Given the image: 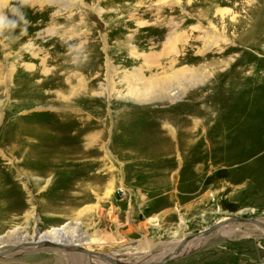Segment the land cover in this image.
Returning <instances> with one entry per match:
<instances>
[{"label":"rangeland","instance_id":"1","mask_svg":"<svg viewBox=\"0 0 264 264\" xmlns=\"http://www.w3.org/2000/svg\"><path fill=\"white\" fill-rule=\"evenodd\" d=\"M23 11L27 34L0 38V236L79 221V245L153 261L224 217L264 221V0H30ZM174 71L172 96L138 99L146 79ZM262 229L229 223L164 264H264ZM80 255L27 247L0 264Z\"/></svg>","mask_w":264,"mask_h":264},{"label":"bare ground","instance_id":"2","mask_svg":"<svg viewBox=\"0 0 264 264\" xmlns=\"http://www.w3.org/2000/svg\"><path fill=\"white\" fill-rule=\"evenodd\" d=\"M171 74L172 75L169 78L162 77V78L158 79V78H155V77L152 76L151 78L146 79L145 83H144V86L141 87L140 90H136L135 91V94L137 95L138 99L139 98H145L147 95L152 94V93L157 92V91L159 93H164V94L166 92L167 93L166 95L168 97L172 96V94H174V93H170L169 92L170 91V85L169 84L171 83V80H175V82H177L178 85H181V83L179 82V80H181L179 76L182 75V72L174 71ZM166 77H168V76H166ZM125 79L128 80L129 83H130V78L125 77ZM146 100H147V98H146ZM152 219L155 220V218H151V220ZM69 223L70 222H67V223H65L62 226L53 227L50 230H48L46 232H43V233H38V231H35L34 237H31L30 239H25L27 237V235H22V236H19V237L16 238L14 235H17L18 232H16L17 230H12V231H10V233L8 235L0 236V245L1 244L3 245L5 243H7L8 241L10 242L12 240V241H14L13 243H14L15 246H13L11 248L2 249L0 251H3V250L5 251V250H8V249H10V250L12 249V251H8V254H10V253H15L16 251L22 250V249L27 248V247H29V248H38V247L46 248L47 247V248H52V249L54 248V247H49V246H46V247L41 246L38 242L39 241H43V240H47V241H51V242H55V243L79 245L78 244L79 240H81V238L84 236V233H81V230H80L79 226L77 225V224H79V221H75L74 222L75 224H74L73 228H70V229L67 228L68 227L67 224H69ZM260 228L262 229V227H260ZM78 230H80V231H78ZM262 230H264V228ZM209 235H207V236H209ZM59 236H61V237L59 238ZM200 238L201 237H196V239H198V240H200ZM141 243L146 248L149 247L150 245H152L151 241H149V240H145L144 242H141ZM176 245H175V247H176ZM79 246H82L83 248L88 249L87 245L84 246L82 244V245H79ZM175 247H173V249L172 248L167 249L165 254L160 255L161 256L160 258L165 256L169 252H173L175 250ZM56 249H58V248H56ZM182 249H183V247L180 249V252L178 253V255H182L183 254ZM88 250H90V249H88ZM72 252L77 253V254L80 253L81 254L80 257H83V258H80L81 261H78L77 264H80V263L87 264L88 262H92V261L89 260V259H92V258H94L96 260H100V258L95 256V255L87 256L86 254H84L82 252H79V251H75V250H72ZM111 255L112 256H117L116 254H112V253H111ZM118 258H119V256H118ZM86 259H88V262H87ZM94 259H92V260H94ZM159 259L157 258V260H159ZM152 260L155 261L156 259H152ZM101 261H103V260H101ZM124 261H128V259L127 260L124 259ZM103 263H106V261L105 262L103 261Z\"/></svg>","mask_w":264,"mask_h":264},{"label":"water","instance_id":"3","mask_svg":"<svg viewBox=\"0 0 264 264\" xmlns=\"http://www.w3.org/2000/svg\"><path fill=\"white\" fill-rule=\"evenodd\" d=\"M250 223L254 224L258 227L264 228V221H262L259 218H252V217H243V216H227L222 218L221 220L217 221L213 225H210L209 227L202 229L195 234L183 237L180 239V241L177 243L175 250L173 252L167 253L165 256L160 258L159 260L155 261H124L120 260L117 256H112V252H97V251H92L83 248L82 246L76 245V244H64V243H55L47 240L39 241L38 243L41 246H49V247H54L58 249H63V250H75L82 252L86 254L87 256H97L100 259L106 261L108 264H164L168 262L169 260L178 257V253L180 252L179 250L189 241L192 240L196 237H203L207 236L210 233L214 232L215 230L229 224V223ZM8 251H12V249L8 250H3L0 251V257H3L4 255L8 254ZM113 254V253H112ZM91 263V262H90Z\"/></svg>","mask_w":264,"mask_h":264},{"label":"clouds","instance_id":"4","mask_svg":"<svg viewBox=\"0 0 264 264\" xmlns=\"http://www.w3.org/2000/svg\"><path fill=\"white\" fill-rule=\"evenodd\" d=\"M0 0V38L9 39L13 36L15 30L19 27V36L27 34L30 21L26 17L23 9L30 4V0ZM5 9L10 10L12 18L5 13ZM19 38V37H16Z\"/></svg>","mask_w":264,"mask_h":264}]
</instances>
